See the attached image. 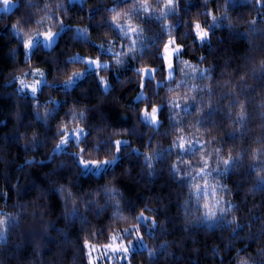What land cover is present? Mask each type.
<instances>
[{
    "label": "clouds",
    "instance_id": "clouds-1",
    "mask_svg": "<svg viewBox=\"0 0 264 264\" xmlns=\"http://www.w3.org/2000/svg\"><path fill=\"white\" fill-rule=\"evenodd\" d=\"M0 264H264V0H0Z\"/></svg>",
    "mask_w": 264,
    "mask_h": 264
}]
</instances>
